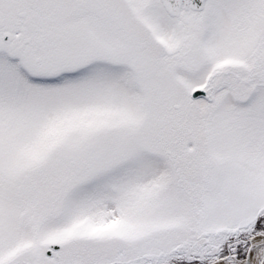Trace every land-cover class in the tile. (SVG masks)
I'll return each instance as SVG.
<instances>
[{"label": "snow or ice", "instance_id": "1", "mask_svg": "<svg viewBox=\"0 0 264 264\" xmlns=\"http://www.w3.org/2000/svg\"><path fill=\"white\" fill-rule=\"evenodd\" d=\"M0 264H264V0H0Z\"/></svg>", "mask_w": 264, "mask_h": 264}]
</instances>
